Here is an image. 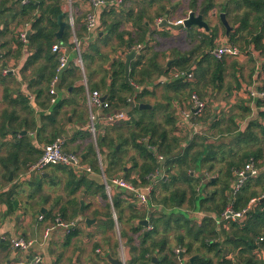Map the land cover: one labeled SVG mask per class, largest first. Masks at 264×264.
Listing matches in <instances>:
<instances>
[{
    "label": "crops",
    "instance_id": "obj_1",
    "mask_svg": "<svg viewBox=\"0 0 264 264\" xmlns=\"http://www.w3.org/2000/svg\"><path fill=\"white\" fill-rule=\"evenodd\" d=\"M17 1L22 3V0H13L11 6L18 7ZM240 1L195 0L191 5L192 0H126L118 10L114 9L113 17L103 18L108 27L101 25L99 33L91 37H86L81 30L82 23L76 32L74 28L68 29L66 18L62 36L69 34L68 43L71 44L73 35H78L77 40L83 49V70L75 65V47L59 42L64 46L68 64L55 84L56 96L48 93L51 80L48 82L46 74L52 65L58 64V54L51 51L49 61L35 59L33 49L27 50L24 46L18 50L14 42L19 32L29 30L27 26L23 30L15 28V22L7 29L0 26V63L3 65L0 67V125L3 129L0 131V264H32L36 256L41 257L43 264H110L107 257L120 260L119 264L122 260L128 264L141 247H151L155 261L165 257L170 264H201L199 260L209 261V264H246L251 259L264 264V216H261L264 205L257 207V203L264 202L262 161L254 163L250 159L258 173L250 181V191L259 195L250 202V206H254L253 213H256L253 219L248 217L235 226L221 219L216 211L219 196H215V188L207 184L219 175L217 170L226 168L230 151L259 149L264 155V96L260 95L263 92L260 89L264 88V54L250 43L251 36L247 31L242 29L236 33L240 27L237 17L249 10L240 5ZM77 3L79 7L73 10H89L87 4ZM66 7L67 2L62 5L63 12ZM194 7L196 14L205 9L216 15L205 19L208 31L194 27L175 30L156 25L157 19L165 17L176 25ZM221 13L231 29L228 33L218 18ZM254 16L252 12L250 21ZM114 24H118L115 34L122 33L126 42L130 37L137 40L143 35L145 41L133 44L126 52L121 51L115 34L107 31ZM223 43L232 44L240 54L224 59L222 82L214 86L211 84L214 58L209 53ZM138 46H142L140 51L135 50ZM131 52L136 54L129 62V73L127 78L124 73V80L133 95L120 92L119 80H112L118 71L113 63L122 61L125 66L126 56ZM180 59L184 61L182 64L190 66L186 72L178 65ZM150 66L153 73L143 80L138 73ZM178 80L180 82L171 85ZM195 87L192 92L197 93L206 105L204 119L199 123L195 121L198 116L193 115L190 96V89ZM92 91H98L106 102L113 95L127 97L129 108L136 110L135 117L141 116L139 111L142 110L154 111L156 123L169 131V139H177L171 152L157 156L159 167L150 177L149 184L154 183V189L147 203L141 206L134 199L126 200L135 204L143 216L141 220H128L130 212L126 209L122 222H118L110 199L107 202L111 206L112 218L111 225L107 224L106 202L93 185L72 190L66 174L68 167H49L25 178L27 167L40 158L43 147L59 140L63 151L78 155L81 164L91 169L88 174L74 172L77 178L86 177L90 182L102 183L93 173L91 161L97 159L101 162V156L96 155L99 151L96 140H104L108 126L99 119L95 137L87 129L88 97ZM141 104L148 105V108L139 109ZM130 109L123 107L114 111L127 114ZM230 127L234 128L227 131ZM246 129L248 142L237 146L232 139L240 132H247ZM202 138L206 141L203 142ZM220 142L231 143L219 150V160L209 159L204 163L201 162L203 156L193 163L194 154L204 151L202 145L213 146L210 153H217ZM184 149L189 150L190 181L183 177L185 166L179 167L172 161ZM122 156L126 162L137 157L132 147L125 148ZM126 165L129 168L131 163ZM101 171L103 173V168ZM116 176L124 178L122 173ZM180 190L185 191L180 207L170 208L163 203L168 195ZM121 191L113 187L111 194L118 196ZM73 199L77 202L70 204ZM61 210L67 218L78 210V216L63 222L59 220ZM86 219L91 221L89 225L85 223ZM58 220L73 224L72 229L77 235L71 236L70 229L56 226ZM141 221H147V226L141 224L143 231L154 230L142 246L141 231H132L133 226ZM246 221L248 224L245 225ZM50 228L53 229L46 233ZM121 230L125 234L123 237ZM18 239L33 244L28 249L14 248L13 241ZM161 239L167 244L159 251L153 244ZM192 257L195 258L190 263Z\"/></svg>",
    "mask_w": 264,
    "mask_h": 264
},
{
    "label": "trees",
    "instance_id": "obj_2",
    "mask_svg": "<svg viewBox=\"0 0 264 264\" xmlns=\"http://www.w3.org/2000/svg\"><path fill=\"white\" fill-rule=\"evenodd\" d=\"M78 1L81 2V4H86L87 0H74L73 1V8H78ZM111 0H104V5H102L101 8H99L96 12L97 15V26L94 31L87 32L86 31V25H85V19L87 16V11H76L74 10V25L73 28L75 29V32L78 28L79 23H82L81 30L84 32L85 36L91 37L92 35L97 34L100 26H107V24H104L103 18L107 17L110 18L115 15L114 7L109 4ZM13 0H0V26L2 25V28H8L10 23L15 22V28H19L23 30L26 26L30 30V35L27 37L26 42L21 41V32L17 34L16 40L14 39V42L17 45L18 50L22 49L24 46L27 48L33 49L35 51V59H46L49 61L51 58L50 52L52 49V46L55 43L62 42L63 44H66L67 46H71V44L68 43L69 34H66L62 36L61 40H57L55 38V34L59 29L58 26V17L61 16L62 21H66L67 15L62 10V5L65 2V0H27L24 4L20 1L16 2V6L18 7H12L11 3ZM208 2V0H206ZM240 5H244L249 10L240 17H237V21L240 22V27L236 31L240 32V30L247 31V34L251 36L250 43L258 50H261L264 54V0H241ZM195 3V0H192L191 5ZM80 4V3H79ZM165 11V9L162 10V12ZM254 12L255 16L250 21L249 17L251 13ZM144 13V12H143ZM140 15L137 16L139 18ZM99 21V22H98ZM101 22V23H100ZM118 23V22H116ZM67 28H69V25L67 24ZM110 29L107 31L110 33L115 34V30L118 28V24H114L112 26H109ZM80 32V31H79ZM77 32V33H79ZM99 33V32H98ZM236 35V34H235ZM76 38L78 39V35H76ZM115 36L118 39L119 42V48L121 51L125 50L128 51L129 48L133 44L136 43H143L145 40V35H143L141 38H138L137 40H134L132 37L128 38L129 41L126 42V39L123 38L122 33H116ZM231 39L234 38V35L232 34ZM210 42V40H209ZM147 44V42L145 43ZM73 46V45H72ZM129 47V48H128ZM82 47H81V57L82 54ZM209 55L213 57L210 53ZM214 58V57H213ZM223 60V59H222ZM213 59V67L214 71L212 72L213 75L211 77V84L215 86L216 83L222 82V70H223V61ZM182 59H180V62L178 65L182 66L183 72H186V70L190 69V66H186L184 63L182 64ZM138 64V63H136ZM115 67H118V71L115 72V74L112 76V80H119L120 85V92L124 94H132V89L129 87L128 83L124 80V73H125V66L122 61H116L113 63ZM139 65V64H138ZM3 65L0 63V67ZM57 66V63H56ZM56 66L52 65L49 69L50 72L47 73L48 75V82L51 80V78L54 76ZM133 65V69H134ZM3 68V67H2ZM157 72V69H156ZM152 67L150 66L149 69H142L139 71V75L143 77V80L151 77L152 74ZM203 75L201 76V78ZM174 81L171 83L173 85ZM196 90L192 88L190 89V96L192 94H196L192 91ZM260 90L264 91V88H261ZM192 92V93H191ZM197 97L200 99V97L197 95ZM201 100V99H200ZM110 104V111L119 110L120 108L125 107L126 109L129 108V103L127 102V97L122 98L118 97L116 95H113L110 98V101L108 102ZM155 110H157L155 108ZM206 110V108H205ZM136 110L130 109V111L127 113L129 115V121H123L117 123L113 127H107V136L104 137V140L99 138L97 140V145L99 148V151L101 153L102 159V168L103 173L107 179L117 178L116 175L122 173L123 179L127 181L128 183L132 184V186L136 189H139L141 187H145L146 185H149L150 177L155 172V170L159 167L157 164V156L159 154L167 155L169 152L173 149V144L177 139H169V131L163 128H160V126L156 123L154 119V111L150 112L148 110H142L139 111L140 115L139 117H135L134 113ZM204 111L201 116H198L195 121L198 123L200 121H203V117L205 116ZM207 117V116H206ZM203 118V119H202ZM206 121V120H205ZM207 121H210L207 118ZM174 123V121H173ZM4 126V125H3ZM234 127L227 128V131H232ZM3 130L0 125V131ZM247 130V129H246ZM247 132H240L238 133L237 137L233 138V142L239 146L241 142H248L247 138ZM109 135V136H108ZM202 141L205 142L206 140L202 138ZM52 142V141H51ZM231 143V142H230ZM228 144H220L217 146L218 152L210 153V148L212 149L213 146L206 145L203 146V152L194 154L193 163L195 164L196 160H200L203 156L204 159H201V162H207L209 159H217V155L219 154V150L226 146ZM117 146L120 148L117 149ZM102 147L105 149L102 150ZM132 147L136 151L137 157L133 156L128 159L127 162L131 163V166L127 167V162L122 159V155H124L125 148ZM152 148V149H151ZM188 151L187 149H184L182 153L178 154L175 159L172 161H175L179 167L182 165L185 166L183 177L185 181H190V170L192 167L190 165H187V157H188ZM169 157V156H168ZM220 158V157H218ZM250 159L255 163H257V160L262 161L264 164V155L261 154V150L256 149L254 151H240L233 153V151H230V154L228 155V162L226 168H221L217 170L219 175H215L216 179L209 180V185H212L214 189V195L219 196V205L216 206V211L218 213L222 214V212L225 210L226 206L228 204L232 205V208L234 211L239 212L247 207H250L249 212L246 214L245 219L252 218L256 216V213L254 211V206H250V202L254 198H259V195L256 193L250 191V181L255 177H248L246 179V182L242 186V188L233 195L231 192V188L233 187V183L235 181V178L237 176V173L243 169L245 164L250 161ZM170 161V160H168ZM91 164V167L93 169V173L99 176L100 181L102 178L100 177V166L98 164L97 159H93ZM213 169V166L211 167ZM181 169V168H179ZM137 172V173H136ZM215 171V173H217ZM66 174L69 178V184L72 190H75V188H78L80 186H89L93 185L95 187L96 193H99L101 199L106 202L105 210H106V217H107V224L111 225V218L112 214L110 211V204L107 202V194L105 192L103 180L101 182H90L86 177L77 178L74 171L72 169H66ZM221 176V177H220ZM131 179V180H129ZM163 182V181H162ZM191 187V186H190ZM191 190H193V187H191ZM74 194V191H72ZM227 193V196L225 195ZM185 194V191H174L168 197H166L163 200V203L165 205H168L170 208H177L180 207L183 204V196ZM112 196V195H111ZM125 199V200H124ZM133 199L132 195L128 192L121 191L118 196L113 195L111 197V205L117 215L118 222H122L123 220V214L125 210L127 209L130 212V216L128 220H141L143 219V216L141 215V212L136 209L135 204L129 203L126 200ZM197 200V199H196ZM200 199L198 198V201ZM77 201L76 199H73L69 201L70 204H75ZM198 204V203H197ZM264 205V202L257 203V207ZM219 209V210H217ZM60 213L59 220L61 221H67L68 219H75L78 216V210H74L73 213L69 218L64 216ZM261 216H264V212L261 213ZM248 218V219H249ZM256 217L255 219H257ZM244 219V220H245ZM253 219V218H252ZM79 220V219H78ZM76 220V222L78 221ZM243 220V222H244ZM228 223L232 225H236L240 222H232L230 220H227ZM247 222V221H246ZM245 225L248 224V222ZM154 229V226H153ZM133 232H140V245L142 246L148 239L151 238V236L154 234L153 231H143V226L140 223H137L133 226L132 229ZM69 235H77L76 231L74 232L73 229L69 230ZM120 235L123 237L124 231H120ZM132 241V240H131ZM130 241V242H131ZM167 242L164 239L159 240L156 242L154 247L158 248L159 251H162L163 248L166 246ZM96 248V246H95ZM132 251H137L135 249H131ZM154 256V249L150 248H140L138 250L137 255H133L131 260L128 262V264H152V259ZM176 257L178 255L175 254ZM201 264H209V261L205 260H199ZM153 264H170L169 261L166 260L165 257L161 258V260L153 262ZM246 264H259L258 262L254 260L248 261Z\"/></svg>",
    "mask_w": 264,
    "mask_h": 264
},
{
    "label": "built area",
    "instance_id": "obj_3",
    "mask_svg": "<svg viewBox=\"0 0 264 264\" xmlns=\"http://www.w3.org/2000/svg\"><path fill=\"white\" fill-rule=\"evenodd\" d=\"M126 0H111L109 4H111L114 9H119ZM26 0H22L24 4ZM104 0H87V5L89 10L87 11V16L85 19L86 31L92 32L95 30L97 26V15L96 12L99 8L104 5ZM72 6V0H67L66 7V15H67V24L71 29H73L74 25V10ZM182 21L176 23V25L180 24ZM163 23V19L159 18L156 20V25H161ZM21 41L26 42V32H21ZM80 42L77 40L75 35L71 38V44L76 49V59L75 65L83 70V61L81 57V48ZM142 46L136 47V51H140ZM52 52L58 54V64L56 66L55 75L52 77L49 87V95L56 96V88L55 84L59 80V75L66 68L68 64L67 55L64 52V46L59 43H56L52 46ZM210 54L217 60H222L226 57H235L239 56L240 50L233 46L232 44L223 43L219 45V47L213 48L210 51ZM261 96H264V91L260 93ZM54 97L52 102H54ZM191 101L193 103V110L195 116H201L204 112L206 105L205 102L200 100L196 94H192ZM88 109H89V122L87 125L88 131L91 133L93 137L96 136L97 133V121L101 119L107 126H114L119 122L129 121V117L126 113L121 111H110V104L106 101H102L101 95L98 91H92L88 97ZM186 116H188L185 113ZM80 157L74 153H67L62 149V143L59 140H56L50 144H47L42 149V154L40 158L33 164H30L27 167L25 178L29 177L33 173H39L49 167L54 166H63L72 169L74 172H83V173H91V169L88 167H84L81 164ZM257 170L254 168L252 161H249L245 164L243 169H241L235 178L233 187L231 188V192L235 195L244 185L246 179L248 177H255L257 175ZM101 177L103 180V184L105 187V192L107 194L108 199H111V190L113 187H117L125 192H128L132 195L133 199L136 200L141 206L145 205L148 200V196L152 193L154 187L153 184L146 185L141 189H136L132 186V184L126 182L121 178H112L107 179L101 171ZM250 207H247L239 212L233 210L232 205L228 204L225 210L221 214V219L227 221L230 220L232 222H243L246 217V214L249 212ZM42 219V217H39ZM56 226H59L65 230L72 229L74 227L73 224H65L58 220ZM54 228V227H53ZM50 228L46 231H50ZM262 240V239H260ZM32 241H25L23 239H18L13 241V247L19 249H28L32 246ZM179 252V251H178ZM23 264V263H17ZM32 264H43L41 257L36 256L33 260ZM122 264H125L124 260H122Z\"/></svg>",
    "mask_w": 264,
    "mask_h": 264
},
{
    "label": "water",
    "instance_id": "obj_4",
    "mask_svg": "<svg viewBox=\"0 0 264 264\" xmlns=\"http://www.w3.org/2000/svg\"><path fill=\"white\" fill-rule=\"evenodd\" d=\"M215 18L216 15L215 14H209L208 10H205V9H201L198 14H196V8H192L191 11H189V13L186 15V17L184 18V20L178 24V25H173L171 23H169L167 20H166V17L165 19H163V23L160 25L162 27H169L171 29H175V30H179V29H185V30H188L190 28H198V29H204L205 31H208L209 27H208V24L206 23L205 19L206 18ZM218 18L220 19V22L222 23V25L225 27L226 29V32H230V27L228 26V24L226 23L225 21V18H224V14L221 13L218 15ZM58 26H59V29L58 31L56 32L55 34V37L57 39H61L62 38V33H63V30H64V27L66 26V23L63 22L61 20V16L58 17ZM30 34V30H28L26 32V38L29 36ZM135 52H131L129 55L126 56V62H125V78H127L128 76V73H129V62L131 59L134 58L135 56ZM170 63H168V66H169ZM102 101H105V97H102ZM133 105V103H132ZM139 109H146L148 108V105H144V104H141L138 106ZM118 148V147H117ZM81 205H83V203L81 202ZM85 223L87 225H89L91 223V221L89 219H86L85 220ZM140 224L144 225V226H147V221H141ZM179 257L180 259H182V255L181 253L179 254ZM195 257H192L189 262L192 263L193 260H194ZM108 261L110 264H119L120 263V260H116V259H112L110 257H107ZM155 258L152 259V263L155 262Z\"/></svg>",
    "mask_w": 264,
    "mask_h": 264
},
{
    "label": "rangeland",
    "instance_id": "obj_5",
    "mask_svg": "<svg viewBox=\"0 0 264 264\" xmlns=\"http://www.w3.org/2000/svg\"><path fill=\"white\" fill-rule=\"evenodd\" d=\"M73 1L74 0H72V4H73ZM184 2H187L188 0H183ZM66 0H65V2L63 3L64 5L66 4ZM76 37V36H75ZM225 59V58H224ZM223 59V60H224ZM222 60V61H223ZM226 60V59H225ZM115 126V125H114ZM108 127H113V126H108ZM97 141V140H96ZM225 141H227V140H225ZM91 143H92V141H91ZM224 142H220V144H223ZM93 144V143H92ZM96 155H98V156H101V153H100V151H97V154ZM101 158H102V156H101ZM98 164H100V165H102V162H100V161H98ZM100 169H102V166L100 167ZM108 201H110L109 199H108ZM111 202V201H110Z\"/></svg>",
    "mask_w": 264,
    "mask_h": 264
}]
</instances>
